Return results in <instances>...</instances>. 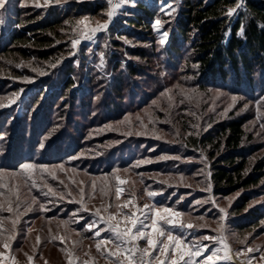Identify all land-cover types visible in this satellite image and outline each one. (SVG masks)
<instances>
[{"label":"rangeland","instance_id":"1","mask_svg":"<svg viewBox=\"0 0 264 264\" xmlns=\"http://www.w3.org/2000/svg\"><path fill=\"white\" fill-rule=\"evenodd\" d=\"M139 1L148 2L158 14L151 22L150 39L139 38L124 27ZM178 2L170 0L175 10L168 15L166 0H128L110 22L107 0H7L0 9V205L6 209L11 203L14 208L12 213L0 211V264H69L70 259L72 264H110L97 251L93 233L84 228L89 213L78 212L86 218L78 223L61 221L69 220L80 208L81 187L91 211L109 204V211H115L117 186L123 189L119 203L134 198L143 208L153 203L147 191L162 193L155 197L157 206L180 210L184 215L179 219L196 226L187 231L216 236L217 241L223 235L229 259L218 264H235V259L241 264H264V180L249 205L260 210L257 227L236 230L239 216L246 217L232 211L240 193L216 195L212 160L203 149L189 147L190 138L214 132L218 123L243 118L242 147H258L252 163L264 160V77L257 76L255 91L234 84L210 87L199 78L188 47L168 54ZM30 15L32 22H58L57 37L53 32L45 59L32 46L31 32L24 29L32 23L27 19ZM85 17L90 27L107 24V28L73 49V27ZM157 19L162 21L160 32L168 31L164 45L154 26ZM15 32L25 33L31 41L13 44L10 39ZM136 50L143 55L136 56ZM128 64L137 74L125 78L118 99L112 86L125 77ZM69 76L78 91L75 98L70 96L72 91L60 96L62 82ZM36 97L39 102L26 118L25 110ZM47 100L50 105L45 104ZM143 161L148 162L135 166ZM25 163L43 165L55 173V180L48 171L43 180L38 172L33 178L39 185L46 181L56 196H44L47 188L31 186L30 173L21 169ZM117 176L126 183L119 185ZM60 193L64 199H59ZM17 204L21 215L13 229ZM27 204L31 211L25 212ZM41 204L51 210L42 211ZM201 242L209 245V251L219 247V255H224L223 244ZM139 244L143 247L146 242ZM248 248L254 251L247 252Z\"/></svg>","mask_w":264,"mask_h":264},{"label":"trees","instance_id":"2","mask_svg":"<svg viewBox=\"0 0 264 264\" xmlns=\"http://www.w3.org/2000/svg\"><path fill=\"white\" fill-rule=\"evenodd\" d=\"M238 4L237 0H179L167 53H178L185 45L189 48L199 78L210 87L229 88L234 84L255 91L257 76L262 74L264 77V0H244L237 9ZM229 9H236L230 17L227 15ZM87 10L94 11L92 8ZM157 15L148 2L139 1L130 10L124 27L139 38L150 39L151 22ZM33 18L32 15L27 17L31 22ZM56 24V19L51 22L35 21L24 28L31 32L34 38L32 46L37 47L39 57L43 59L48 56L46 51L53 42V32L57 37ZM10 40L20 46L31 41L22 32H15ZM135 55L143 54L136 50ZM66 72L69 75L71 68L68 67ZM135 74L136 69L128 64L125 77L114 82L112 90L118 99L121 98L125 78ZM74 86L69 76L62 82L60 96L66 97L72 91L70 96L75 98L78 91ZM38 102L39 97L29 102L25 110L26 118ZM45 104L50 105L49 100ZM244 124L243 118L218 123L214 132L190 138L189 143L191 148L203 149L209 160H212L211 182L216 195L228 197L240 193L232 207L237 216L246 214V217L239 216V220H234L235 228L239 231L253 229L259 223L260 210L249 208V205L256 194L254 190L264 180V160L253 163L251 160V156L258 152V147H242Z\"/></svg>","mask_w":264,"mask_h":264},{"label":"snow or ice","instance_id":"3","mask_svg":"<svg viewBox=\"0 0 264 264\" xmlns=\"http://www.w3.org/2000/svg\"><path fill=\"white\" fill-rule=\"evenodd\" d=\"M47 2L48 0H46V3ZM56 2L59 3V0H56ZM107 2L110 5L107 12L110 22L112 17L117 14V10L125 3H128V0H118V2L107 0ZM6 3L7 0H0V9H2ZM166 3L170 9L166 14L171 15V11L175 9L171 8L170 0H166ZM240 6L241 5L238 4L237 8ZM235 11L236 9H229L227 15L230 17ZM154 26L159 34V43L164 45L167 41L168 31L165 30L162 33L160 32L162 21L159 19L155 21ZM106 28L107 24L90 27L87 23V17L77 21L73 27L75 35L71 38L72 48L76 49L82 40L92 41L95 37V33L106 30ZM240 34H243V29H241ZM101 64H103V60ZM52 67H55V65H52ZM193 67H195V65H193ZM25 79L27 80V78ZM41 147H43V145H41ZM169 158L179 159V157H160V159ZM147 162L148 161L137 162L135 166ZM59 167L63 169V165ZM21 169L30 173L28 179L31 180V186L33 188H47V191L43 192L44 196L57 195L56 191L48 185L46 181H44L42 185H39L37 179L33 178L38 172V178L43 180V174L48 171L52 179H57L55 173L50 172L46 166L25 163L21 165ZM117 171H119V169H117ZM124 171H128V169H124ZM116 180L119 185L126 183V181L121 180L119 176L116 177ZM59 182L61 184L64 183V181ZM73 183L75 182L73 181ZM95 187V184H93L92 188L95 189ZM210 187L209 185V190ZM79 192L80 200L78 203L80 204V208L77 212L73 213V216L70 217L69 220L61 221V223H78L80 220H86L84 216H78V212L82 211L84 213H89V218H87L84 228L93 233L91 238L96 241L95 247L97 251L104 256L105 259L109 260L110 264H218V261L229 259L230 249L228 245L224 243L223 235H221L219 241H217L216 236H196L195 232L187 231L196 228V226L191 222L185 223L181 221L179 218L184 214L180 210L170 206H157L158 202L155 201V197L157 195H162V193L147 191L146 195L153 203L151 205L145 204L143 208H140L135 204L134 198L119 203L123 189L117 186L115 189V199L118 203L115 205V211H109L112 207L111 204L91 211L85 203L84 189L82 187ZM59 199H64L63 193L59 194ZM35 202L36 198L33 197L32 203ZM48 202L51 203V201ZM196 203H200V201H196ZM40 207L42 211L51 210L45 208L44 204H41ZM125 209L128 211H124ZM3 210L12 213L14 208L11 203H9L6 209H4L3 205H0V211ZM24 211H31V204H27ZM220 211L223 212V209ZM20 215L19 205L17 204L16 219L12 220L13 229H15L16 225L19 223ZM221 218L223 219V217ZM199 219H203V217H199ZM101 225H103V227H101ZM186 231L187 236H192V240L189 241L187 239L185 235ZM222 232L223 226L221 227V233ZM102 233L105 235H102ZM9 239H12V237H9ZM61 240H63V237H61ZM139 241H145L146 245L141 247ZM201 241H215L223 244L224 255H219L221 251L219 247L212 248L209 251V245L203 244ZM8 246L7 243L4 244L5 248ZM246 251L252 252L254 250L248 248ZM205 252L209 254L205 256ZM236 255H240V253H236ZM200 256H203L202 260L195 259ZM28 259L31 260L32 258L29 257ZM69 264H72L71 259L69 260Z\"/></svg>","mask_w":264,"mask_h":264},{"label":"bare ground","instance_id":"4","mask_svg":"<svg viewBox=\"0 0 264 264\" xmlns=\"http://www.w3.org/2000/svg\"><path fill=\"white\" fill-rule=\"evenodd\" d=\"M235 262V264H241V262L239 260H233Z\"/></svg>","mask_w":264,"mask_h":264},{"label":"built area","instance_id":"5","mask_svg":"<svg viewBox=\"0 0 264 264\" xmlns=\"http://www.w3.org/2000/svg\"><path fill=\"white\" fill-rule=\"evenodd\" d=\"M237 1H238V3H240V4L244 2V0H237Z\"/></svg>","mask_w":264,"mask_h":264}]
</instances>
